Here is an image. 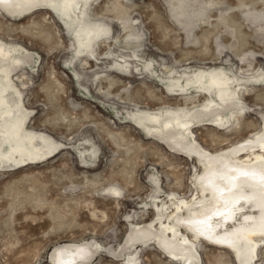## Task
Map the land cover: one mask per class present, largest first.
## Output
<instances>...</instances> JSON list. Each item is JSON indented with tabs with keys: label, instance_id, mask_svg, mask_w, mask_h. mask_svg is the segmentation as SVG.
I'll use <instances>...</instances> for the list:
<instances>
[{
	"label": "rangeland",
	"instance_id": "374dc122",
	"mask_svg": "<svg viewBox=\"0 0 264 264\" xmlns=\"http://www.w3.org/2000/svg\"><path fill=\"white\" fill-rule=\"evenodd\" d=\"M51 1L0 4V41L19 50L6 64L27 114L17 138L32 135L41 153L19 148L18 167L0 161V264H264V236L254 256L236 233L235 256L161 229L199 236L189 221L216 204L203 183L207 158L233 162L264 132V0H84L80 22L94 30L84 51L78 25ZM207 77H224L225 95L205 89L198 80ZM228 93L242 101L232 116L240 106L223 103ZM158 111L189 126L140 118ZM219 115L228 127L213 124ZM8 121L0 116V154L7 142L17 147Z\"/></svg>",
	"mask_w": 264,
	"mask_h": 264
},
{
	"label": "bare ground",
	"instance_id": "6f19581e",
	"mask_svg": "<svg viewBox=\"0 0 264 264\" xmlns=\"http://www.w3.org/2000/svg\"><path fill=\"white\" fill-rule=\"evenodd\" d=\"M30 1L32 0H0V4L12 7L15 4H21L22 6L28 3L31 5L33 2ZM83 1L84 0H54L50 2L51 8L54 9L59 16L64 15L68 18L66 19V23L70 28L71 26L74 27V24L78 25L76 36L79 38L80 48L83 49L82 51L90 45V40L86 39L87 41L85 42L84 38H93L91 35L94 33V30L90 29L89 32L83 31V25L80 22L82 13L81 9L84 7L82 4ZM72 11H74L75 17H72ZM17 51L19 50L14 49L13 47L10 48L8 45H3L0 41V116L5 114L10 116L11 121H8L4 127L17 144L16 148H12L9 145L10 142H7L3 153L0 154V161L10 163L15 167L20 166L21 161H14L11 157L13 156V153L19 151V148L26 149L33 159L41 157V153L33 146L32 135L23 142H19L17 138L19 132L22 130L27 114L21 113L22 102L20 93L13 83L11 69L8 65H6L12 59L14 60V54L12 53H17ZM2 61H4V63H1ZM207 78V82L204 78H201L198 81H202L204 84L203 87L208 91L215 89L220 91L221 96L225 95L223 92L226 90L225 85L226 83L228 84V81H223L224 77ZM181 89L184 91L186 87H182ZM11 93H16V95L20 98V101L13 103ZM226 95L228 97L227 100L223 102L224 104L236 103L240 106L238 108L236 107L229 115L232 116L236 111H241V99L233 98L230 93ZM217 107H220V104H218L215 108ZM166 114L168 113L165 111H158L153 113L152 116L148 117L146 115L141 116L140 118H142V120L149 119V121L155 123L156 125L163 124V126L167 129L173 126L184 129L189 126V122L181 120L179 115H175V125L169 121L164 122L162 118ZM15 115L19 116L13 118ZM229 115H219L215 118L213 124L228 127L230 122L228 117ZM139 123L140 125L145 126L144 121ZM157 130H160V128ZM244 145L246 147L245 153L242 155H236L234 158V161H238L237 163L234 161H226L223 158H207L209 166L206 165L207 168L203 176V183L211 192V196L215 199L216 204L215 208L207 211L203 218L191 219V221H189L195 228L198 229L200 235H192L193 238L191 239L192 236L189 237L176 225L172 223L162 224L163 226L161 229H163L170 238H177L179 243L183 245L193 244L196 246L197 241L201 236H203L205 239L224 244V247L230 248L233 250L234 255L238 256V251L233 248V243H235L234 235L238 232H243L246 234H243V236H246L253 245V255H258L260 243L257 238L261 236L263 238L264 236V132L258 133L253 138H247ZM195 199L182 201L177 204L173 211V213L175 212L176 214L173 215L177 217L179 214H186L188 211L187 209H190L195 202ZM201 200L197 202H201ZM183 211L184 213H182ZM141 238L139 239L141 240ZM154 240L159 241V238L157 237V239ZM169 256L175 260H183V258H185L184 254L179 255L173 252V249L172 251L169 250ZM76 263L77 262L74 257H69L66 262H62V264ZM253 264L256 263L253 262Z\"/></svg>",
	"mask_w": 264,
	"mask_h": 264
},
{
	"label": "flooded vegetation",
	"instance_id": "af4514ba",
	"mask_svg": "<svg viewBox=\"0 0 264 264\" xmlns=\"http://www.w3.org/2000/svg\"><path fill=\"white\" fill-rule=\"evenodd\" d=\"M74 7H76V6H74ZM72 13H74V11H72ZM72 17H75V13H74V16L72 15Z\"/></svg>",
	"mask_w": 264,
	"mask_h": 264
}]
</instances>
